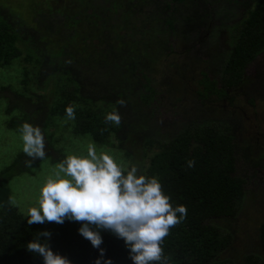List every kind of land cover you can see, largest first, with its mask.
<instances>
[{
  "label": "trees",
  "instance_id": "1",
  "mask_svg": "<svg viewBox=\"0 0 264 264\" xmlns=\"http://www.w3.org/2000/svg\"><path fill=\"white\" fill-rule=\"evenodd\" d=\"M133 1L1 0L0 72L9 66V72L13 69L19 76L16 82L0 83V108L10 114L5 123L18 130L24 121L39 125L52 146L54 132H48L52 119L66 118V106L73 105L75 119L60 120L58 137H65V131L66 136L89 135L100 145L124 150V157L133 159L145 175L159 179L173 206H186V216L169 229L161 244L169 264H264V218L257 221L256 249L251 251L242 248L245 241L237 245L233 225L245 208L249 183L237 172L238 159L264 167V152L243 135L242 110L233 94L248 84L252 90L247 102L256 105L264 96L263 72L256 73L258 80L246 72L249 62L264 52V0H141L144 8L137 14L138 3ZM117 9L123 16L115 25ZM237 9H242V17L231 25L233 42L219 78L204 72L197 92L201 105H182L186 113L197 116L182 121L179 130L157 134L161 127L146 108L156 96L145 68L148 60L161 57L170 34L181 50L191 54L197 44L207 43L212 25L221 24ZM151 11L162 24L156 30L161 35L155 37L149 28L135 25ZM221 99L231 109L210 111V105ZM113 110L121 116L119 125L105 120ZM215 110L221 117L209 116ZM49 156L60 162L66 155ZM27 159L20 150L0 170V184L30 168ZM189 160L195 161L193 167H188ZM222 219L226 221L219 222ZM81 223L29 225L27 212L18 206L0 207V264H43L41 256L26 248L43 230L52 235L41 239H48L52 250L72 264H95L100 251L78 232ZM101 234L104 259L133 264L122 239L108 230Z\"/></svg>",
  "mask_w": 264,
  "mask_h": 264
},
{
  "label": "rangeland",
  "instance_id": "2",
  "mask_svg": "<svg viewBox=\"0 0 264 264\" xmlns=\"http://www.w3.org/2000/svg\"><path fill=\"white\" fill-rule=\"evenodd\" d=\"M4 2L7 4L8 0H4ZM39 7V9H41L40 11H43V7L41 5H39ZM122 14L123 13L120 12L119 9H117V12L114 11L112 23L115 25L120 23L121 21L119 22L118 19H122ZM156 17H158L156 12L153 13L151 11L148 15L144 14L140 20L135 21V25L139 26L142 24L147 29L149 28L151 33H155V35L153 34L154 37L161 35L158 33L160 30H156L160 28L162 24L156 20ZM241 17L242 9H237V13L235 12L233 16L228 17V19L222 21L221 24L215 27L213 25L210 27L206 39L211 40V44L215 49L214 51L210 50L206 54H200L201 56L197 55L194 60L189 61L187 53L180 49L178 39L174 37L173 34H170L165 48L159 53L161 57L157 56L148 60V66L145 68L155 85L156 96L152 105L146 108L149 110L151 118L161 127V130L156 132L157 134L176 131L180 127L182 121L185 122L190 120V117L197 116L195 113L189 114L188 111L186 113L184 107L189 103H192L191 105L195 104L196 106L201 105L197 92L202 88L201 80L204 72H208L211 77L219 78V70L223 65L225 54L229 51L233 42L231 38L232 31L230 30L231 25L235 22H239ZM125 30H127V28ZM138 36L140 37L141 34ZM261 59L262 57L256 56L249 62L246 66L248 76L254 78L256 73L263 72L264 74V59ZM204 60L206 62H203ZM208 60H210V62H208ZM11 70L12 71L9 72V66L2 69L0 72V83L5 82L9 84V81L16 82L17 79H19L15 70ZM256 78L258 80V77H255V79ZM142 81L146 82L145 79ZM247 86L248 84L243 85L236 90L237 92L233 91V94L236 95V104L238 108L242 110L240 114L243 124V135H245L251 143H255L256 148L259 149L258 152L261 153L264 152V138L262 140V136H264V96L260 102L256 105H252L247 102V97L251 95L248 90H252V86ZM179 96H182L180 100L178 99ZM225 100L226 99H221L214 105H210V111H213L214 107L221 108L222 110H230L231 108ZM184 103L185 105L182 106ZM200 114L201 116L203 115V113ZM215 115L221 117L220 114L217 113V110L212 112L209 116L214 117ZM203 116H206V114ZM9 117L10 114L0 108V170L9 164L13 157L22 150L23 142L20 139L19 130L9 127L5 123L6 120H9ZM60 120L67 121V118H53V124L51 128L50 126L48 128L49 134H51L50 131L54 132L53 139L51 140V144L54 147L49 146L45 138V158L43 160L39 159L41 160L40 162L27 168L23 173H19L15 177H12V179L0 184V207L16 205L23 212H27L30 206L35 205L40 188L44 184L46 177L59 162L53 161L49 154L54 155L56 158H61L63 154L64 156L68 154H84L87 151V145L93 143L98 152H109L118 162L128 166L134 165L133 159H126L124 157V150L108 145H100L94 142L89 135L75 136L70 132L69 136H66L68 131H65V137H58L61 127L59 125V122H61ZM225 121L230 122V119H225ZM114 141L117 142L116 138ZM57 148L59 149L57 150ZM148 161L149 157L145 158L144 164H147ZM237 168L238 173L248 177L249 183L246 185L247 197L245 200V208L239 212L238 216L234 219L235 223L233 222L235 227V239L237 240V245L245 241V245H243L242 248L246 251H251L254 250V248L256 249L254 244L255 235L258 230L257 221L259 220V216L264 218V167H253L250 163L238 159ZM9 198H11V202ZM224 221L226 220L222 219L219 222ZM246 245L249 248L247 247L246 249Z\"/></svg>",
  "mask_w": 264,
  "mask_h": 264
},
{
  "label": "clouds",
  "instance_id": "3",
  "mask_svg": "<svg viewBox=\"0 0 264 264\" xmlns=\"http://www.w3.org/2000/svg\"><path fill=\"white\" fill-rule=\"evenodd\" d=\"M120 105L125 104L119 100ZM68 119H75V109L65 108ZM105 120L120 124L117 110L108 112ZM26 166L46 156L45 133L39 125L24 121L19 126ZM195 165L194 160L187 162ZM11 202V198H9ZM156 176L145 175L136 165L118 162L106 151H97L93 143L84 154H68L58 162L41 186L36 203L27 209V223L43 224L65 220L83 222L78 232L100 251L95 264H112L104 259L102 230L110 231L124 241L133 264H169L163 254V238L169 229L186 216V206L170 202ZM51 232L43 230L26 244L29 252L43 258V264H72L50 247Z\"/></svg>",
  "mask_w": 264,
  "mask_h": 264
},
{
  "label": "flooded vegetation",
  "instance_id": "4",
  "mask_svg": "<svg viewBox=\"0 0 264 264\" xmlns=\"http://www.w3.org/2000/svg\"><path fill=\"white\" fill-rule=\"evenodd\" d=\"M133 2H136V3H138L137 4V8L134 10L135 11V14H137V11L138 12H141L142 10H143V6H142V2H141V0L140 1H138V0H134ZM135 7H136V5H134ZM204 28H206V27H204ZM208 41H207V43L205 44V45H198L197 44V46H198V48L196 49V51H193V50H190V52H191V54H188V60L189 61H192V60H194V58L197 56V55H202V54H206V53H208L210 50L211 51H214L215 49H214V47L212 46V44H211V40L210 39H207ZM200 55V56H201ZM258 57H262V59L261 60H263L264 59V52H262V53H260L259 55H258ZM203 62H206L205 60L203 61ZM208 62H210V60H208ZM225 109V108H224ZM249 181V180H248Z\"/></svg>",
  "mask_w": 264,
  "mask_h": 264
}]
</instances>
